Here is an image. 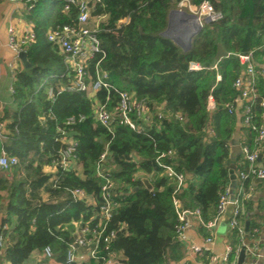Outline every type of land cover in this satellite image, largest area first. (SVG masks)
Listing matches in <instances>:
<instances>
[{
  "label": "trees",
  "instance_id": "obj_1",
  "mask_svg": "<svg viewBox=\"0 0 264 264\" xmlns=\"http://www.w3.org/2000/svg\"><path fill=\"white\" fill-rule=\"evenodd\" d=\"M21 1L31 6L25 19L34 25L36 41L26 49L33 68L22 69L16 75V110L6 111L4 117L8 119L5 149L18 157L19 165L12 182L0 176V193L9 194L7 219L0 225L4 238H8L0 254L1 263L25 264L47 246L53 248L57 262H65L67 244L60 238L71 241L72 224L89 220L97 210L74 203L67 189H85L100 201L103 181L96 178L95 168L107 146L108 166L118 191L125 197L116 222L125 223L127 233L120 235L115 249L123 252L126 264L179 263L183 252L175 231V185L157 175L162 169L156 158L158 153L169 150L177 153L166 162L187 177L180 194L183 208H199L206 222L212 220L220 196L230 183V143L238 130L237 117L228 113L225 104L240 96L234 86L242 75L240 56L259 51L264 55V0H209L223 18L206 23L188 52L162 36L168 28L170 12L184 0H105V6L99 7L96 14L108 17L99 34L107 54L101 66L109 74L108 82L137 99H146L150 105H165L173 115L163 120L160 130L154 127L147 134L116 123L114 135L95 121L94 99L85 92L64 91L54 99L49 97L51 87H66L71 78L64 56L47 39L48 31L76 25L78 11L74 8L65 13L63 0ZM188 1L197 8L204 0ZM219 44L229 53L217 63L222 70L228 67L220 73V81L216 72L189 70L191 62L212 66ZM97 61L98 58L91 62L92 72ZM210 95L220 105L212 117L207 112ZM107 96V91L102 90L96 98L105 102ZM116 102L117 95L112 91L108 109L113 110ZM262 109H256L257 122ZM177 113L184 114L187 121L176 120ZM80 116L84 119L77 125L65 126L68 118ZM59 129L79 133L74 138L78 141L80 170L44 171L51 165L53 155L65 146ZM151 174L157 178L152 182L153 189L148 190L142 178ZM12 218L16 219L14 227L4 230ZM250 226L248 232L264 229V223L257 224L252 219Z\"/></svg>",
  "mask_w": 264,
  "mask_h": 264
},
{
  "label": "built area",
  "instance_id": "obj_2",
  "mask_svg": "<svg viewBox=\"0 0 264 264\" xmlns=\"http://www.w3.org/2000/svg\"><path fill=\"white\" fill-rule=\"evenodd\" d=\"M15 6H25L21 0H9ZM64 12L69 13L74 8L78 11L77 24L65 25L62 27L51 28L48 31L47 39L54 44L65 58L67 74L71 78L70 84L63 88L54 90L49 89V97L54 99L56 94L64 91L85 92L94 99V118L95 121L106 128L111 135L115 133V124L126 126L138 133L147 134L148 130L157 127L160 130L164 119L172 118L173 115L167 112L165 105H150L146 99H137L133 94L120 91L114 88L109 82V74L101 66L106 58V51L102 48V41L99 37L101 32V21L108 18L106 14L97 15V9L105 6V0H63ZM180 8H186L188 12L197 15L201 24L215 23L223 18L221 12L214 9L209 0H204L199 7H194L190 2H181ZM36 35L34 25H29L22 31L16 26L11 25L7 30V48L16 57L21 52L34 44ZM98 58L94 71H91L92 61ZM227 66L222 70L218 64L206 66L201 63L191 62L190 71H213L217 73V80H221L220 73L227 70ZM13 77L16 79L17 69L10 64ZM240 71L245 75L236 79L234 86L240 91L239 98L233 102L225 104V109L230 115L235 114L239 103H243L242 124L254 134L253 142L242 147L243 158L246 162L245 168L239 171L241 189L239 195L231 199V190L226 188L221 194L217 206L216 216L206 222L199 208H183L180 194L186 187L187 177L178 171L171 163L177 153L174 150L158 153L156 163L162 175L172 181L175 185L172 193V202L177 215L175 231L178 241L185 244V231L190 227L191 222L196 219L200 226L208 231H215L219 220L225 215L229 206L233 207L229 230L238 241L236 245L228 243L225 245L224 255L219 257L212 252L211 245L214 237L209 235L204 238L202 245L190 244L189 252L196 259L199 258L200 264H239L241 251L245 248V259L243 264H264V237H261V230L253 228L250 232L246 230L242 217L244 214L245 203L250 198V193L246 188V183L254 178L264 180V168L258 167V161L264 155V129L258 124L256 109L258 106L264 108V101H260L261 82L264 87V63L256 60L254 53L240 56ZM106 90L108 93L105 102H100L96 95ZM12 96L15 95V88H10ZM114 91L117 95V102L113 110L108 109L110 94ZM220 105L215 98L210 95L207 103V112L210 117L216 114ZM175 119L180 123H185L187 117L182 113H177ZM84 119L68 118L65 126L72 128ZM7 127V124H5ZM73 129H59L60 141L65 146L52 157L51 167L54 170L68 171L80 170L78 164V141L68 137V133ZM211 133L213 131H210ZM6 134L0 132V169L11 171L18 167L19 159L10 155L5 149ZM109 152L108 146L97 161L95 168L96 178L103 181L100 193V201L82 188H68L74 203H84L91 208H97L92 217L87 221L74 222L71 232V241L60 238V241L67 244L65 252V262L59 263L55 259V253L51 246L44 248L43 252L37 254L38 259L35 264H126L125 256L122 251L115 249V243L122 234L127 233L125 223L116 222V216L122 201L125 200L124 194L118 191L116 180L113 177L112 169L108 166ZM152 183L157 178L151 174L144 176ZM8 230L7 226L3 227ZM0 226L1 238L3 237ZM3 248V238L1 239ZM6 264V263H4ZM176 264H182L176 263Z\"/></svg>",
  "mask_w": 264,
  "mask_h": 264
},
{
  "label": "crops",
  "instance_id": "obj_3",
  "mask_svg": "<svg viewBox=\"0 0 264 264\" xmlns=\"http://www.w3.org/2000/svg\"><path fill=\"white\" fill-rule=\"evenodd\" d=\"M184 2L187 3L189 1L184 0ZM176 9L187 11L186 8H180V4ZM25 16H26L25 6L22 5L15 6L12 3H10L9 0H0V132H2L3 134L8 133L7 128L5 126V124L8 123L7 122L8 119L4 118L6 115V111L13 113L16 110L14 96H12L10 91V88L14 86L16 79L13 77L12 71L10 69V64L18 67L17 73L20 70L24 69L19 57H16L7 48V30L11 25L16 26V28L20 31L24 30L30 23L25 19L26 18ZM107 19L108 18L102 20L101 24L104 22L106 23ZM255 58L257 61L264 63V55L261 54L260 51L259 54H255ZM241 76L245 78V75H243V73ZM262 84L263 82H261V85ZM261 96H262V100L264 101L263 86L261 88ZM242 107H243V103H239L235 111V115L237 117V128H238V130L235 133V136H237L239 139V145L241 149L244 145H247L248 142L249 144L253 142V139L251 138V133L242 124V120H243L242 109H241ZM258 123L264 129V108L262 109V112L258 115ZM230 147H231V156L233 161L232 166L233 168H235V178L234 175L232 174V167H231L230 183L228 187L231 190V194L234 192L236 198L239 195L241 189L239 171L240 168L246 165V162L243 158L242 151L241 153L240 151L235 152L232 144H230ZM258 167L264 168V155L260 157L258 161ZM77 168L81 169L82 165L78 164ZM16 169L17 167L8 172L0 169V176H5L9 178L10 182H12L14 178V172L16 171ZM52 170L54 169L51 166L49 167L46 166L44 168V171H52ZM20 177L21 176L19 174L17 178ZM246 188L250 193V198L247 201L248 203L247 202L245 203L242 221L244 223L246 230H249V228L251 227L250 226L251 219L253 222H257V224L264 223V180L254 178L246 183ZM0 195L2 197V200L0 201V225H1L2 220L7 219L5 208L8 202L7 198L9 194L6 191H2ZM45 198L47 197L45 196ZM231 199L234 200V198L232 197ZM229 209L230 206L228 207L225 215L229 212ZM231 212H233L232 209ZM249 216H251L252 218L250 219ZM15 223H16V219L12 218L11 225L8 228L12 229ZM219 223L215 231H208L202 228L196 219H194L191 222L190 227L185 231L184 234L186 245L181 244L183 258L181 259L180 262L182 264H200L199 258L196 259L193 255L190 254L188 246L190 244L202 245L204 238L208 237L209 235H212L214 237L213 244L211 245L212 252L219 257H222L224 255V249L226 244L231 243L233 245H236L237 240L235 236L231 234L229 228L225 233L223 234L220 233L221 226ZM260 235L261 237H264V229ZM2 238H3V243H5V241L8 240V238L6 239L4 238V236ZM37 259L38 256L36 253H34L25 264H35L37 262ZM0 264H2L1 261ZM258 264H263V263L260 261L258 262Z\"/></svg>",
  "mask_w": 264,
  "mask_h": 264
},
{
  "label": "water",
  "instance_id": "obj_4",
  "mask_svg": "<svg viewBox=\"0 0 264 264\" xmlns=\"http://www.w3.org/2000/svg\"><path fill=\"white\" fill-rule=\"evenodd\" d=\"M208 23V21H206ZM203 29V25L197 15L183 11L180 9H175L170 12L168 28L162 33V36L170 38L175 44L181 47L185 52H188L192 48L193 40L198 36ZM229 53L223 48L221 44L218 45V52L216 55V63L224 58H227ZM19 59L26 71L33 68V65L28 61L27 52H21L19 54ZM68 137L74 138L79 136L77 131L69 132ZM142 182L148 190L153 189V185L148 178H142ZM2 252L1 246V232H0V254ZM245 259V248L242 249L239 264H243Z\"/></svg>",
  "mask_w": 264,
  "mask_h": 264
},
{
  "label": "rangeland",
  "instance_id": "obj_5",
  "mask_svg": "<svg viewBox=\"0 0 264 264\" xmlns=\"http://www.w3.org/2000/svg\"><path fill=\"white\" fill-rule=\"evenodd\" d=\"M230 144H232L235 152L240 151V153H241L242 149L240 148L239 139L237 136H235L232 139ZM232 174L234 175V178H235V168H233V166H232ZM231 197L235 198L234 192L231 194ZM231 209L233 210L232 206H230L229 212L219 220V222H220L219 224L221 226L220 233H222V234L225 233L229 228L228 223H229V220L231 219V216H232Z\"/></svg>",
  "mask_w": 264,
  "mask_h": 264
}]
</instances>
